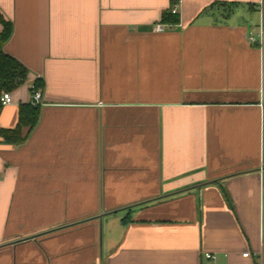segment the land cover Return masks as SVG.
<instances>
[{"label":"crops","instance_id":"crops-1","mask_svg":"<svg viewBox=\"0 0 264 264\" xmlns=\"http://www.w3.org/2000/svg\"><path fill=\"white\" fill-rule=\"evenodd\" d=\"M174 4L179 22H163ZM0 13L3 50L28 70L0 107L21 137L0 133V264H264V0Z\"/></svg>","mask_w":264,"mask_h":264},{"label":"trees","instance_id":"trees-1","mask_svg":"<svg viewBox=\"0 0 264 264\" xmlns=\"http://www.w3.org/2000/svg\"><path fill=\"white\" fill-rule=\"evenodd\" d=\"M0 21L4 28L0 32V93L2 91H14L18 86L23 84L28 76L27 68L17 59L4 52L3 46L12 34V24L6 21L0 13ZM162 21L165 23L176 24L179 22V15L169 11L164 12ZM36 88L42 87V81H35ZM39 118V105L28 104L21 105L20 120L21 123L32 128L36 125ZM6 141L20 142L21 137L18 129L0 130Z\"/></svg>","mask_w":264,"mask_h":264},{"label":"built area","instance_id":"built-area-1","mask_svg":"<svg viewBox=\"0 0 264 264\" xmlns=\"http://www.w3.org/2000/svg\"><path fill=\"white\" fill-rule=\"evenodd\" d=\"M170 10L172 11V13L174 14H179V9H178V4H174ZM156 30L157 31H163L165 30V25L164 24H157L156 25ZM42 99V92L41 89H37L34 86L31 87V99H30V103L32 105H39ZM13 101V97H12V93L10 91H2L0 93V107L4 106V105H8V104H12ZM244 256H248L249 252H246L243 254ZM206 257L208 258H212L213 255L211 253H206Z\"/></svg>","mask_w":264,"mask_h":264}]
</instances>
